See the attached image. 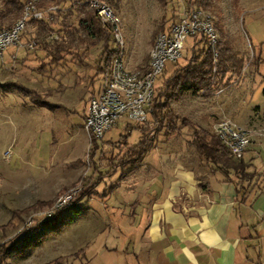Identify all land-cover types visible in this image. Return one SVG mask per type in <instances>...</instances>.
<instances>
[{
    "label": "crops",
    "instance_id": "1",
    "mask_svg": "<svg viewBox=\"0 0 264 264\" xmlns=\"http://www.w3.org/2000/svg\"><path fill=\"white\" fill-rule=\"evenodd\" d=\"M22 53L17 48L5 59ZM50 97L36 106L43 109L36 123L22 115L9 123L13 157L0 173V224L13 210L53 198L84 169L87 105L73 110ZM30 104L28 98L22 110ZM182 151L160 153L155 144L124 173L106 174L110 166H102L93 192L24 239L23 264L69 255L66 264H264V140L252 138L243 156L249 180L216 168L196 149ZM24 163L33 169L23 170Z\"/></svg>",
    "mask_w": 264,
    "mask_h": 264
},
{
    "label": "rangeland",
    "instance_id": "2",
    "mask_svg": "<svg viewBox=\"0 0 264 264\" xmlns=\"http://www.w3.org/2000/svg\"><path fill=\"white\" fill-rule=\"evenodd\" d=\"M74 2L71 8L68 5L64 8L57 23L51 24L52 31L48 35V40H54L51 37L52 33L58 35V40L61 38L60 28L63 18H66L70 27H76L77 6L80 4ZM107 3L120 19V31L124 39V63L131 70L145 69L148 66L150 52L158 33L182 16L184 10L187 9L185 0H173V4L167 9L161 7L157 0H110ZM213 4L210 8H199L211 17L218 37L225 36L227 44L236 51V74L233 73L230 82L232 84L227 88L225 86L219 88V91L223 90L219 94L195 93L185 90L171 104L176 113L212 133H214V125L226 118L248 129L251 133V140L252 138L264 140V61L261 63V58L264 60V0H213ZM172 7L176 10L172 11ZM2 8L3 0H0V10ZM174 15L175 19L172 18ZM47 17L50 18L49 15ZM20 18L11 23L7 21L2 27H11ZM37 32L36 23L31 20L27 21L26 28L21 35V45L8 47L4 58L0 59V92L5 89L7 92L11 91L8 96H0V173L6 162L13 157L11 151L13 148L8 145L9 128L11 127L9 123L19 120L21 115L22 117L28 116V120L36 123L38 121L35 120L36 116L43 111L42 108L32 104L29 105L30 110L23 111V104L28 106V98L21 96V93L8 83L18 82L35 90L41 97L51 96L55 105L69 107L73 105V110L75 107L78 110L83 108L84 103L87 105L90 96L102 84L100 74L96 76L97 66L102 65L105 55H102V42L88 47L86 44L74 45L73 53L67 56L68 61L49 64V59L46 58L43 50L35 44L32 49L27 46L31 42L34 43L33 37L37 36ZM198 39V37L188 39L183 57L177 63L166 62L164 72L158 76L155 87L160 86L177 66L185 64L193 49L203 45L197 44ZM110 42L113 48L114 42ZM17 48L23 51L21 57L13 58L12 54L10 60L5 59ZM42 62L45 64L42 65ZM77 117L79 116L73 115V123L76 122ZM135 126L134 122L124 118L120 119L116 126L98 140L99 146L95 152L92 150V143L89 145L83 158L84 169L75 181L62 187L49 200H39L26 208L13 210L10 219L0 224V251L16 243L26 244L23 242L24 237L35 233V229L45 221L47 213L54 208L56 200L61 195L79 188L77 196L79 195L78 200H80L81 197L93 192L95 186H99L101 182L99 178L102 172L99 173V170L102 166L106 168L110 166L111 170L116 169L118 173H124L125 169L119 165L122 161L119 158L129 146L114 147L109 141L117 140L122 132L131 131L129 144L133 145L140 135ZM189 139H192V136L185 129L181 133H174L170 136L159 134L155 144L160 153L166 151L180 153L185 150L186 154L193 155L196 153L195 147ZM20 153L24 156L25 152L20 151ZM33 165V163H24L23 170L33 169ZM112 178L109 177V180ZM37 202L45 204L36 207L34 205ZM15 211L19 214L11 222ZM61 211H58L56 215ZM34 240V243L38 242V238ZM27 247L31 248V245ZM24 253L25 247L20 253L13 254L3 261L5 264H23ZM69 257L70 255L60 256L47 264H66Z\"/></svg>",
    "mask_w": 264,
    "mask_h": 264
},
{
    "label": "trees",
    "instance_id": "3",
    "mask_svg": "<svg viewBox=\"0 0 264 264\" xmlns=\"http://www.w3.org/2000/svg\"><path fill=\"white\" fill-rule=\"evenodd\" d=\"M29 0H3V8L0 10V27L4 26L7 21L14 22L20 18L23 13L25 3ZM77 2V25L70 27V24L63 18L60 28V39L48 40V35L52 31L51 24L57 23L67 5L71 8L73 2ZM81 0H36V5L40 10H47L51 6H58L56 12L49 13V17L39 20L31 19L38 28L37 36L33 37L35 46L45 52L49 64H55L60 61H68L67 56L73 53V46H91L102 42V55H110L113 52L110 41L112 39L111 26L102 25L94 10L88 8ZM110 1V0H107ZM159 5L164 9L173 4V0H157ZM74 2V3H75ZM187 7L197 6L210 8L213 7V0H185ZM180 7V4H178ZM175 9V8H174ZM173 7L171 8L174 11ZM179 9V8H178ZM176 10V9H175ZM176 18V16H172ZM176 21V19H175ZM9 27V26H6ZM168 28V27H167ZM166 28V29H167ZM59 29V28H58ZM162 28L161 31L166 30ZM226 37L221 35L215 45L217 55L214 56V50L209 46L207 40L203 37L197 40V44H203L197 49H193L185 64L175 68L173 73L165 79L158 87H155V95L151 103V120L148 123H136L135 128L140 135L135 144H129V138L132 132L121 133L115 141H109L114 147L129 146L128 150L120 156L119 165L126 166L133 164L141 159V157L150 150L159 134L170 136L174 133H181L187 129L192 136V143L195 146L198 155L206 162L212 163L223 171L229 169L234 175L241 180H249L253 178V172L247 171V164L241 159H234L229 151L220 143L218 137L208 129L197 125L186 117L176 113L171 102L177 98L185 90L195 93L211 92L222 87H226L232 81V76L236 71V51L227 44ZM75 47V46H74ZM72 59V58H71ZM45 64L42 62V65ZM103 66L98 64L97 75L102 77ZM234 73V74H233ZM8 85L13 86L18 92L27 96L35 106H43L47 104L46 98L41 97L35 90L25 87L18 82H10ZM5 91H7L5 89ZM153 135L152 137H150ZM91 147L93 152L97 150L99 143L98 138L90 136ZM94 158V153H93ZM114 170V169H113ZM109 171L106 172L108 174ZM101 176L103 174L101 173ZM100 176L99 179L102 177ZM243 188V187H241ZM44 202H37L34 206L44 205ZM19 212L15 211L11 222L18 216ZM58 214L51 219L53 220ZM47 220V221H48ZM46 221V220H45ZM10 222V223H11ZM38 233V228L36 229ZM28 236H25L27 238ZM24 245L16 243L10 247L1 249L0 264H5V258H9L13 254H18Z\"/></svg>",
    "mask_w": 264,
    "mask_h": 264
},
{
    "label": "built area",
    "instance_id": "4",
    "mask_svg": "<svg viewBox=\"0 0 264 264\" xmlns=\"http://www.w3.org/2000/svg\"><path fill=\"white\" fill-rule=\"evenodd\" d=\"M82 3L95 11L102 25L111 26L114 42L113 52L104 55L102 84L90 96L86 107L84 127L90 136L101 139L122 118L134 123H148L151 120L155 82L164 72L167 61L177 63L183 57L188 39L205 38L214 50V56L217 55L215 45L219 37L211 17L199 7L192 6L187 7L183 15L166 30L158 33L145 69H128L124 63V39L120 31V19L110 4L106 0H83ZM57 9L58 6L54 5L47 10H40L36 0L27 1L20 19L11 27H0V59L4 58L8 47L21 45V35L27 21L45 18ZM51 37L58 39L56 33H52ZM27 46L32 49L34 43L31 42ZM12 57L15 58V55ZM213 132L234 159L243 158L251 143V133L248 129L223 118L214 125ZM78 190L79 188L61 195L54 208L47 213L45 220L54 218L58 211L75 204L79 197Z\"/></svg>",
    "mask_w": 264,
    "mask_h": 264
}]
</instances>
